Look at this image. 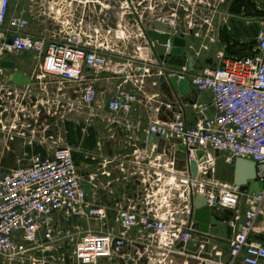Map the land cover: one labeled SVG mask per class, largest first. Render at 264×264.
<instances>
[{
	"label": "built area",
	"instance_id": "1",
	"mask_svg": "<svg viewBox=\"0 0 264 264\" xmlns=\"http://www.w3.org/2000/svg\"><path fill=\"white\" fill-rule=\"evenodd\" d=\"M11 1L0 0V58L20 52L35 54L38 72L35 78L52 76L79 85L84 106L91 107L95 102L96 74H108L124 84L133 82L137 91L146 79L155 75H163L167 80L186 79L195 93L207 95L211 102L210 106L191 105L196 117L190 124L180 108L169 121L148 125L147 135L172 143L178 152L179 146L185 148L182 152L185 170L178 172L174 159L158 165L145 152L134 157L131 174L142 190V209L132 204L118 209L116 232H79L73 246L75 264H98L125 255L131 246L135 248L134 264H264V243L258 239L261 231L257 229L264 206V16L258 23L250 53L233 57L219 53L216 66L193 73V69L187 68V61L179 67L180 71L164 68L154 55V45L148 43L143 27L150 22L166 24L171 18V32L180 36L176 19L182 14L191 27L188 14L202 13L201 0L188 10L185 4L192 0H111L122 5L125 15L133 18V29L141 41L137 56H128L95 41L83 43L81 20L62 40L34 37L26 32L30 24L27 18L9 16ZM31 1L38 3L37 9L44 17L58 22L62 32L77 17L74 12L61 14L70 11L73 2L82 7L88 4L110 7L108 0H60L61 3L56 0L58 5H52L53 0ZM163 7L172 8L173 12L164 19L149 18L154 10ZM13 94L14 91L1 89L0 111H7V101L15 99ZM16 98L20 104L22 98ZM136 101L132 91L118 88L109 101V110L113 114H127ZM19 110L22 112L24 108L21 106ZM125 129L132 131L130 125H125ZM215 152L252 161L256 181L261 185L258 195L213 180ZM191 162L196 163L197 177L191 176ZM207 176L211 181H205ZM196 196L206 197L207 204L218 211L233 213L228 223L232 229L228 239L198 232L192 221ZM240 205L244 213L237 225L235 213ZM105 218L104 207L87 202L69 148L58 146L50 156L34 155L27 167L0 173V264H44L35 253L43 254L54 245L59 219ZM132 231L139 235L131 237ZM220 242L224 243V249ZM190 244L197 246L195 252L187 249Z\"/></svg>",
	"mask_w": 264,
	"mask_h": 264
},
{
	"label": "crops",
	"instance_id": "2",
	"mask_svg": "<svg viewBox=\"0 0 264 264\" xmlns=\"http://www.w3.org/2000/svg\"><path fill=\"white\" fill-rule=\"evenodd\" d=\"M222 1L214 8L215 10L209 12H233L231 6L222 4ZM56 2L53 0L52 5ZM61 2L58 1V3ZM108 3L110 7L102 8L96 4L82 7L79 3L73 2L71 10L63 11L61 14L67 15L74 12L77 17L70 28L63 29V32L58 22H54L47 16L44 17L38 11V3L35 1L12 0L9 16L27 18L30 24L26 32L34 37L57 38L58 40L64 39L65 33L74 31L75 23L81 20L83 43L95 41L97 44L106 45L128 56H137L141 41L137 39L133 29V18L125 15L122 5L113 4L111 0H108ZM82 11L84 16L81 17ZM204 11L208 10L203 8L202 12ZM172 12V8H158L150 14L149 18L164 19ZM219 19L214 16L213 21L216 22ZM188 23L184 20L181 24L180 19H176L177 29L186 40L187 47L195 51L193 66L199 62V54L203 49L201 45L203 29L206 30L208 36L212 34L213 29V40L215 39L216 44H219L217 30L238 43L243 39L239 26L232 20H229L223 27L216 23L215 33L212 26L209 28L202 25L189 27ZM191 31L193 34L190 33ZM198 45L201 46L197 51ZM217 51L228 57L239 56L233 50L230 53L228 50L227 54L224 47L218 48ZM247 51H242L240 54L244 55ZM15 57L16 55H5L0 58V62L2 60L15 61L21 67L24 80L23 84H15L12 82L15 71L2 70L0 72V77L3 78L2 90L14 91L15 96V99H12L15 102H12L11 98L7 101V111H0V173H11L27 167L30 158L34 155L50 156L56 147H67L72 151L77 174L86 191L87 202L106 209V218L102 222L59 219L55 234L56 242L50 249L56 248L59 251L65 249V242L68 238L77 236L79 232H116L119 224L106 225V221L111 222L112 215L115 219L118 209L125 208L129 204L142 209V190L137 178L132 176L130 166L133 158L138 154L144 152L150 154L151 159H155L158 165L174 159L176 170L178 172L185 170L184 154L178 152L176 147L166 140L153 143L151 136L147 135V127L154 121H169L180 108L185 112V121L190 124L192 118L196 117L191 110V105L202 103L210 106V98L207 95L197 94L191 89L188 97L179 98L177 91L170 87L163 75H155L146 79L140 91H137L133 82L124 84L108 74H96L93 75L96 99L91 107H87L82 103L79 85L63 82L52 76L38 80L35 78L38 73L37 60L33 57L25 59ZM150 59L153 60L152 57ZM169 60L166 57L160 63L168 70L180 71L182 69L167 65L166 62ZM176 60L183 64L186 62L179 58ZM192 72L195 73L194 70ZM118 88L132 91L136 96L137 101L127 114H113L107 106ZM17 96L22 98L20 104L17 102ZM21 106L24 108L22 112L19 110ZM212 114L213 110L210 108L209 115ZM125 125L132 127L130 133L125 130ZM204 179L211 181L208 176ZM243 213L244 207L240 205L235 213V216L238 215L237 225L242 221ZM257 229L261 231V234L264 233V206L262 215L258 218ZM138 235L136 231L130 233V236L134 238ZM258 239L264 243V236L259 235ZM75 240L70 242L74 243ZM219 245L224 249V243L220 242ZM187 248L193 252L197 250L195 244H190ZM134 249V246L128 247L125 255L102 260L98 264H134ZM65 257L66 260L63 256H54L50 264H75L73 249L71 254Z\"/></svg>",
	"mask_w": 264,
	"mask_h": 264
},
{
	"label": "water",
	"instance_id": "3",
	"mask_svg": "<svg viewBox=\"0 0 264 264\" xmlns=\"http://www.w3.org/2000/svg\"><path fill=\"white\" fill-rule=\"evenodd\" d=\"M171 22H173V20L170 18L166 24H151V22L148 23V25L145 24L143 27L145 37L150 45H154L153 52L158 60L163 61L165 57H167L170 59L166 62L167 65L173 67L185 66V64L179 63L178 60H176L179 58L182 61H187V68L192 70L195 51L187 47L183 35H173L169 27ZM7 43H11V40L8 39ZM27 57H35V54L20 52L15 58L25 59ZM0 69L15 71L12 82L15 84L24 83L21 67L15 61L2 60L0 62ZM168 83L173 90L177 91V96L179 98H186L191 94L190 84L186 79L169 77ZM189 103L192 102L189 101ZM107 106L109 105L107 104ZM151 141L153 143L160 142L156 136H151ZM178 150L180 152H185L183 146H179ZM197 155L200 156L201 153L198 152ZM214 157L216 160L213 168V180L239 187L245 193L258 195L261 185L256 181L255 164L252 161L241 158L233 159L231 154L220 156L218 152L214 153ZM226 160L229 162H225ZM190 173L192 177H197L195 162L190 163ZM232 219L233 213L231 211H218L214 206H209L207 204L206 197H194L192 221L195 223L200 234L216 236L218 238H228L232 233V229L228 226V223L232 221ZM197 238L199 240L198 236Z\"/></svg>",
	"mask_w": 264,
	"mask_h": 264
},
{
	"label": "rangeland",
	"instance_id": "4",
	"mask_svg": "<svg viewBox=\"0 0 264 264\" xmlns=\"http://www.w3.org/2000/svg\"><path fill=\"white\" fill-rule=\"evenodd\" d=\"M194 4L197 6L198 0H196V2L195 0L190 1V3L187 2L185 4V8L188 10L189 7L190 8L193 7ZM219 4H221V0H201V6L208 11L207 12L204 11L199 14H197L196 12H194L193 14L189 13L188 15H190L191 17V20L189 19V21L192 22V26L196 27L202 25L205 28L206 27L209 28V26H212L214 27V33H215V31L217 30L216 23L217 25L223 27V25H226L229 22V20H232L239 26V30L240 33L242 34L243 39L240 43H238L236 40L226 37L222 31L219 32L217 30L216 34L218 37L219 44H216L215 39L213 40V35H214L213 29H212V34H210L209 36L207 35L206 30L203 29L202 31L203 43L201 44L203 49H201V52L199 54V62L197 63V65L193 66V70L195 71V73L202 71L203 68L214 67L217 65L218 62L217 55L219 53L217 49L220 47H224V49L227 51V54H228V50L229 53L231 52V50H233L235 53H238L239 56H241L240 52L242 51L248 50L247 51L248 53L252 51L254 45V36H255L256 27L260 22V19L264 16V0H223L222 4L225 5L229 4L233 12H221V13L209 12L215 10L214 8ZM214 16L215 18L218 17L220 19L215 22L213 21ZM179 19L181 24L184 23V20L188 21V19L184 18L182 14H179ZM205 22L208 23L206 24ZM201 45L197 46V51L199 49L198 47ZM2 86H3V78L0 77V89H2ZM116 216L117 214L115 215V219ZM115 219H114V215H112V221L110 222L107 220L106 225H109L110 223L117 224ZM98 222H102V221H98ZM102 226L105 228L104 224ZM261 236H264V233L260 234V237ZM75 238H77V236L68 238L67 242H65L66 243L65 249H62L61 251L57 250L56 248L47 249L43 254L35 253V256L37 257L38 260L43 261L44 264H50V262H52L51 259H53L54 256H60V257L63 256L64 260H66L67 258L65 256L67 255L69 256L71 254L74 246V243H71L70 241L75 240ZM56 252H58V254H56Z\"/></svg>",
	"mask_w": 264,
	"mask_h": 264
},
{
	"label": "flooded vegetation",
	"instance_id": "5",
	"mask_svg": "<svg viewBox=\"0 0 264 264\" xmlns=\"http://www.w3.org/2000/svg\"><path fill=\"white\" fill-rule=\"evenodd\" d=\"M190 33H191V34H193V32H192V31H191Z\"/></svg>",
	"mask_w": 264,
	"mask_h": 264
}]
</instances>
